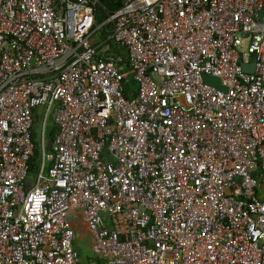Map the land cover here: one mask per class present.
<instances>
[{"label": "built area", "instance_id": "built-area-1", "mask_svg": "<svg viewBox=\"0 0 264 264\" xmlns=\"http://www.w3.org/2000/svg\"><path fill=\"white\" fill-rule=\"evenodd\" d=\"M120 3L0 0V264H264V0Z\"/></svg>", "mask_w": 264, "mask_h": 264}, {"label": "trees", "instance_id": "trees-1", "mask_svg": "<svg viewBox=\"0 0 264 264\" xmlns=\"http://www.w3.org/2000/svg\"><path fill=\"white\" fill-rule=\"evenodd\" d=\"M98 6L96 7V25L99 26L103 24L106 19L116 12L121 7L120 0H98ZM111 30L110 25H106L101 28L100 34L101 37L104 38L107 33ZM110 48L114 50H118V48L110 42ZM35 125V124H34ZM34 132H32V138L34 137ZM35 138V137H34ZM37 156L36 150L34 148L33 157L30 159L28 164V175L32 176L34 174V165H35V157ZM76 231V229H75ZM77 249L81 252V255H85L86 249H89V243L87 242V238L84 235L78 236L77 241Z\"/></svg>", "mask_w": 264, "mask_h": 264}, {"label": "rangeland", "instance_id": "rangeland-1", "mask_svg": "<svg viewBox=\"0 0 264 264\" xmlns=\"http://www.w3.org/2000/svg\"><path fill=\"white\" fill-rule=\"evenodd\" d=\"M131 84L133 86H135V83L133 81H131ZM41 119H42V112L37 114V121L33 127V129H34L33 132L35 135L34 136L35 138L33 137V144H34V148L36 149L37 152L39 149V144L36 140V132L40 126ZM45 121H46V124L44 125V132H43V142H44V149L43 150H44L45 155H49V150L47 148L48 147V140L50 139L51 135L54 132V129L51 126V111L46 116ZM44 162H45V165H47L48 162L46 159ZM77 225H79V224H77ZM80 235H84L87 238V242L91 243L94 246L93 239L89 233H88V235H86V234L81 232ZM93 246H91V248H93ZM80 257H82L81 252L77 249V254H76L77 264H80L81 262H83V259H81ZM102 260H103L102 264H108V262H109L108 259H102Z\"/></svg>", "mask_w": 264, "mask_h": 264}, {"label": "crops", "instance_id": "crops-1", "mask_svg": "<svg viewBox=\"0 0 264 264\" xmlns=\"http://www.w3.org/2000/svg\"><path fill=\"white\" fill-rule=\"evenodd\" d=\"M52 128L54 129L53 125L51 124ZM52 137V135H51ZM50 137V139H51ZM48 140V144L49 141ZM78 228L80 229H76V241H75V248H76V254H77V241H78V236L80 235V233H84L86 235H88V231L86 228L82 227L81 225H78ZM91 246H93L91 243H89V249H86L85 251V255L82 257H80L81 259H83V262H81L80 264H102L103 260L102 257L100 256L99 251L93 246V248H91Z\"/></svg>", "mask_w": 264, "mask_h": 264}, {"label": "water", "instance_id": "water-1", "mask_svg": "<svg viewBox=\"0 0 264 264\" xmlns=\"http://www.w3.org/2000/svg\"><path fill=\"white\" fill-rule=\"evenodd\" d=\"M254 62H255L254 55H250V63L247 65H243V67H242L243 71L247 72V73H252L254 70ZM203 79H204L205 83L212 85V86H215L216 88H218L222 91L225 90V88L220 85V81L218 78L210 76V75H204ZM39 136H40V126L36 132V140L38 143H39ZM33 184H34V178L27 179L25 181V185L27 186V188L32 186ZM73 227H74V225H73Z\"/></svg>", "mask_w": 264, "mask_h": 264}, {"label": "bare ground", "instance_id": "bare-ground-1", "mask_svg": "<svg viewBox=\"0 0 264 264\" xmlns=\"http://www.w3.org/2000/svg\"><path fill=\"white\" fill-rule=\"evenodd\" d=\"M74 225V227L73 228H75V229H80V228H78V225L77 224H73ZM72 225V226H73Z\"/></svg>", "mask_w": 264, "mask_h": 264}]
</instances>
